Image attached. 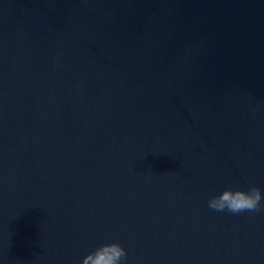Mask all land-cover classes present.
Segmentation results:
<instances>
[{"label": "water", "instance_id": "1", "mask_svg": "<svg viewBox=\"0 0 264 264\" xmlns=\"http://www.w3.org/2000/svg\"><path fill=\"white\" fill-rule=\"evenodd\" d=\"M251 187L264 0H0V264H264Z\"/></svg>", "mask_w": 264, "mask_h": 264}, {"label": "clouds", "instance_id": "2", "mask_svg": "<svg viewBox=\"0 0 264 264\" xmlns=\"http://www.w3.org/2000/svg\"><path fill=\"white\" fill-rule=\"evenodd\" d=\"M264 193L259 187L249 190L226 188L208 200V207L218 212L239 214L264 212ZM127 250L119 242L106 243L91 251L82 264H126Z\"/></svg>", "mask_w": 264, "mask_h": 264}]
</instances>
